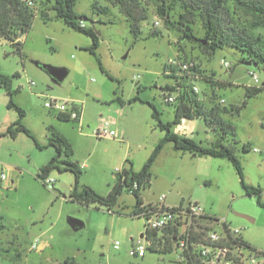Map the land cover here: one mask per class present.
<instances>
[{
  "label": "rangeland",
  "instance_id": "374dc122",
  "mask_svg": "<svg viewBox=\"0 0 264 264\" xmlns=\"http://www.w3.org/2000/svg\"><path fill=\"white\" fill-rule=\"evenodd\" d=\"M114 4L115 0L75 3L74 12L84 16L85 27L98 35L96 55L88 50L91 38L56 18L53 11L48 20L36 13L28 33L18 40L22 43V57L7 41L0 40V71L11 77L12 101L25 112L20 120L17 111L7 107L10 97L0 86V264H60L68 257L78 264H183L177 262L175 250L166 254L146 251L142 258L128 254L132 240L137 241L143 233L145 222L132 216L135 197L126 188L108 211L98 203L83 205L70 199L73 174L63 170V164H59L60 170L53 168L47 175L54 180L51 185H45V178H38L41 168L51 159L50 153L55 154L46 138L54 130L49 124L53 111L44 106L51 97L76 100L85 118L80 133L70 129L77 120L59 123L70 135L66 139L72 149L69 159L85 165L82 187H91L105 196L114 183L113 174L123 165L139 172L165 135L152 117L148 102L157 109L163 123L174 119L175 107L164 100L162 92L165 85L175 83L164 73V67L173 59L193 60L203 72L231 83L214 88L217 100L211 101L212 90L196 82L207 107L221 100L224 102L220 107L238 106L245 99L246 88L263 87L259 94L247 99L238 115H222L235 128L234 136L224 144L234 147L244 184L260 192L258 196L246 194L228 159L183 153L166 143L150 168V185L141 190V198L156 203L165 195L164 203L170 207L198 204L208 215L239 229L245 242L264 253L263 65L243 64L250 60L241 63L243 54L228 47L208 58L200 52L197 40L182 38L178 29L166 27L152 5L135 38ZM93 5L108 11L101 12ZM30 6L46 8L37 1H31ZM235 17L236 26H247L251 20L240 11ZM171 19L176 20V14ZM153 29L160 34L152 35ZM251 31L260 38L259 45L264 49V28ZM194 34L197 39L203 38L199 24ZM222 59L230 64L228 68L221 65ZM41 65L64 68L68 73L56 85ZM15 72L18 77H13ZM249 72H254L257 82ZM136 96L139 100H134ZM101 118L114 122L112 127L119 138L94 136ZM19 120L40 147L22 131L13 137L7 133ZM171 131L204 147H211L218 137L201 118L175 124ZM244 145L249 149L244 150ZM69 218L82 222L83 227L74 230ZM116 241L118 249L114 248ZM244 255H251L254 264H264V255L256 257L249 250Z\"/></svg>",
  "mask_w": 264,
  "mask_h": 264
},
{
  "label": "trees",
  "instance_id": "16d2710c",
  "mask_svg": "<svg viewBox=\"0 0 264 264\" xmlns=\"http://www.w3.org/2000/svg\"><path fill=\"white\" fill-rule=\"evenodd\" d=\"M43 3L45 9H36L28 4V0H0V40L7 41L19 56H23L22 43L18 41L22 36L28 33L36 13H39L44 20L49 19V12L53 11L56 18L62 19L68 26L76 31L88 35L92 40V45L88 47L91 54L96 55L95 49L98 47L99 39L96 31L92 28L81 27L79 24L83 21L84 16H79L74 12V6L77 0H29V2ZM152 5L155 14L159 16L166 27L176 28L181 32L182 38L198 41L200 52L210 58L218 49L225 47L240 51L244 57L242 62L251 61L252 65H263L264 68V49L259 45L260 38L255 36L251 30L256 28H264V0H115L114 6L126 18L129 24V30L135 38L141 33V25L147 20V8ZM94 6V5H93ZM232 6V8L230 7ZM101 12H107L104 6L95 7ZM240 11L251 16V20L247 26H236L237 18L235 14ZM173 13L176 14V20H172ZM200 25L203 31V38L197 39L194 31L195 26ZM152 35L160 33L153 29ZM100 67L101 63L97 59ZM178 61V59H177ZM180 64H168L164 67V73L175 79V83L165 85L162 89L163 97L168 94H174L173 104L175 107L174 119L172 122L163 123L160 120L159 112L150 102L153 113L152 117L156 120L157 126L165 132L164 137L156 145L150 157L143 164L139 172H133L128 169H120L116 172V179L107 195L103 196L94 191L91 187L81 186L80 179L82 169L78 163L71 161L69 157L72 154L71 145L61 135L51 129V135L48 138L49 146L53 147L55 154L50 161L41 168L38 178H46L50 170L57 168L60 170L59 164H63V170H67L73 174V187L70 192V199L77 201L83 205L98 203L105 206L111 211L116 204L122 190L126 188L135 197V205L132 212L133 217L142 218V212L151 208V204L145 205L141 198V190L150 185L151 172L150 168L161 152L166 143H172L173 148L183 153H192L201 156H210L213 158L228 159L235 168L240 182L248 196L259 195V190L249 188L244 184L243 173L240 162L238 161L234 147L225 145L224 141L233 137L235 134L234 126L224 120L223 114L230 113L236 116L246 105L247 99L259 94L263 87H249L245 90V99L238 106H230V108L220 107V102L207 107L199 92H194L195 83L201 81L205 86L212 90L211 101L217 100L214 88L230 86L231 83L216 79L213 73L207 74L200 69V65L190 60L178 61ZM182 63H192L188 70L181 68ZM102 69V67H101ZM177 71L180 74H177ZM18 73H14L13 77H18ZM0 86L3 87L10 97L7 105L9 109L17 111L20 120L24 117L25 112L12 101L14 89L12 87L11 77L0 71ZM167 93V94H165ZM134 100H139L136 96ZM165 100V99H164ZM118 102H121L117 99ZM80 113L81 109L79 107ZM58 119L62 121H71L65 115H58ZM201 118L205 124L214 131L218 137L211 147H204L188 137H181L171 131V127L180 124L182 120H191ZM14 123V129L10 126L7 133L12 137L16 132L22 131L29 136L37 147L32 133L21 124V121ZM244 150L249 148L244 145ZM260 204V202L258 201ZM212 221L217 220L215 217L208 218ZM214 225H216L214 223ZM176 229H165L162 231H150L146 233V238L150 241L147 251L159 253H171L174 251V241L171 234L175 235ZM240 245L249 250L256 257L263 256L264 253L256 250L254 247L245 242L239 235ZM183 264H198L197 257H190L187 262H179ZM60 264H78L73 258H65Z\"/></svg>",
  "mask_w": 264,
  "mask_h": 264
},
{
  "label": "built area",
  "instance_id": "2783aa9c",
  "mask_svg": "<svg viewBox=\"0 0 264 264\" xmlns=\"http://www.w3.org/2000/svg\"><path fill=\"white\" fill-rule=\"evenodd\" d=\"M31 5V2H28ZM84 27V22L79 24ZM221 65L228 68L230 64L226 60L220 61ZM169 64H180L177 60L169 61ZM193 64L182 63L183 70H188ZM252 79L257 82L254 72H249ZM33 84V82H32ZM194 92H199L196 86ZM174 94H168L164 99L166 102L174 101ZM220 104L224 101H219ZM49 110L59 115H65L71 120H78L80 117L79 107L68 100L51 97L44 103ZM114 122L111 119L101 118L100 124L94 129V136L97 138H119V133L112 127ZM256 151V150H254ZM82 169L84 164L79 165ZM116 170V172H119ZM3 177V175H2ZM52 178H45V185H51ZM165 195H161L156 203L151 204V208L142 212L144 219V231L137 241L132 240L131 249L128 254L133 257H143L147 251L150 241L146 238V233L150 231H162L165 229H176L175 235L171 234L174 241V250L177 252V262H187L190 257H197L198 264H254L255 259L249 255L245 256V249L240 245V230L231 227L226 221L217 219L205 213L198 204H189L186 207L164 206ZM214 223L216 225H214ZM119 242L116 241L114 248L118 249Z\"/></svg>",
  "mask_w": 264,
  "mask_h": 264
},
{
  "label": "crops",
  "instance_id": "0c3cea01",
  "mask_svg": "<svg viewBox=\"0 0 264 264\" xmlns=\"http://www.w3.org/2000/svg\"><path fill=\"white\" fill-rule=\"evenodd\" d=\"M21 42V41H20ZM15 73H17V72H15ZM50 77V76H49ZM63 82V81H62ZM61 82V83H62ZM60 83V84H61ZM56 85H59V84H56ZM54 98H56V97H54ZM59 99V98H58ZM62 100H68V101H71V102H73V103H75L76 105H77V101L76 100H74V99H67V98H64V99H62ZM116 111H118V110H116ZM53 113V116H51L50 117V126H53L52 128H54V131L56 132V133H58L59 135H61V136H63L65 139H67V140H69V136L70 135H68V133H67V131H65V129H63L62 128V126L59 124V123H63V121L62 120H60V119H58V115L59 114H57L56 112H52ZM84 116H83V114L82 113H80V117H79V119L77 120V124H75V125H72L71 127H70V129L73 131V133H80V129L82 128V126L84 125ZM71 120V119H70ZM186 120H182L181 121V123H183V122H185ZM67 123H69L70 121H66ZM180 123V124H181ZM46 138H47V140H48V136H46ZM115 140V139H114ZM50 158H52L53 156H54V153H50ZM71 161H73V159H70ZM50 161V160H49ZM120 169H128L129 170V168H125L124 167V165L120 168ZM131 170V169H130ZM19 174H21V173H19ZM113 179H114V182H115V179H116V174L114 173L113 174ZM158 201V200H157ZM145 204L146 203H152V202H145V201H143ZM164 206H166V207H170V206H167V205H165V203H164ZM226 221V220H225ZM83 227V226H82ZM81 227V228H82ZM80 229V228H79ZM145 256V255H144ZM143 256V257H144ZM140 258H142V257H140ZM64 260V259H63Z\"/></svg>",
  "mask_w": 264,
  "mask_h": 264
},
{
  "label": "water",
  "instance_id": "95a60500",
  "mask_svg": "<svg viewBox=\"0 0 264 264\" xmlns=\"http://www.w3.org/2000/svg\"><path fill=\"white\" fill-rule=\"evenodd\" d=\"M84 20H86V18ZM243 64H245L247 66L252 65L250 62L243 63ZM253 66H255V65H253ZM41 68L50 76L51 81L54 84H60L64 80V78L66 77V75L68 73V71L66 69L60 68V67L41 65ZM236 215L241 217V218H244V219H247V220L251 221V219L248 216L244 215V214L237 213ZM68 222H69V225L74 230H78L79 228H81L83 226L82 222L77 221V220L72 219V218H69Z\"/></svg>",
  "mask_w": 264,
  "mask_h": 264
}]
</instances>
